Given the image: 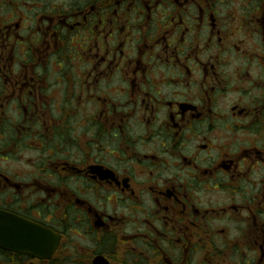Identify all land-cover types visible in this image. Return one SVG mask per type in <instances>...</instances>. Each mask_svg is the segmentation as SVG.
Listing matches in <instances>:
<instances>
[{"label":"flooded vegetation","instance_id":"af4514ba","mask_svg":"<svg viewBox=\"0 0 264 264\" xmlns=\"http://www.w3.org/2000/svg\"><path fill=\"white\" fill-rule=\"evenodd\" d=\"M7 219L58 242L0 264H264V0H0Z\"/></svg>","mask_w":264,"mask_h":264},{"label":"water","instance_id":"95a60500","mask_svg":"<svg viewBox=\"0 0 264 264\" xmlns=\"http://www.w3.org/2000/svg\"><path fill=\"white\" fill-rule=\"evenodd\" d=\"M15 221H17L15 223ZM8 223V224H6ZM15 223L12 228H9V224ZM3 232L14 231L18 233L17 237H0V246L7 245L9 248L18 247L20 249L36 247L39 249H45L50 251V247L56 246L57 238L52 237L51 231L30 223L23 219L18 220H5ZM8 241V244L5 242Z\"/></svg>","mask_w":264,"mask_h":264}]
</instances>
